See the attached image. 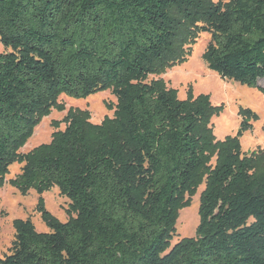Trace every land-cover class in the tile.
I'll return each instance as SVG.
<instances>
[{
  "label": "trees",
  "instance_id": "obj_1",
  "mask_svg": "<svg viewBox=\"0 0 264 264\" xmlns=\"http://www.w3.org/2000/svg\"><path fill=\"white\" fill-rule=\"evenodd\" d=\"M187 25V45L210 34V70L264 95V0H0V187L23 164L9 184L37 190L50 230L14 220L0 264H264V151L241 142L256 113L242 109L237 134L216 140L208 94L180 99L151 78L186 58ZM109 89L113 117L70 113L51 142L20 152L61 95ZM203 182L197 235L171 245ZM54 186L67 222L45 206Z\"/></svg>",
  "mask_w": 264,
  "mask_h": 264
},
{
  "label": "rangeland",
  "instance_id": "obj_2",
  "mask_svg": "<svg viewBox=\"0 0 264 264\" xmlns=\"http://www.w3.org/2000/svg\"><path fill=\"white\" fill-rule=\"evenodd\" d=\"M218 2L220 0H213ZM226 1V0H223ZM192 27L182 26L178 33L177 47L188 50L186 58L171 67L161 68L151 76L161 79L168 88L177 90L180 99H187L200 94H208L212 105L218 108V113L211 117L213 135L216 140H223L227 136L237 134L241 121L242 109H251L257 118L252 119V127L241 138L245 152L256 153L264 151V95L257 87L242 85L234 80L222 78L217 72L210 70L203 60V53L210 41L209 33H201L191 45L186 43L192 36ZM6 51L0 43V53ZM259 86L264 88V79ZM117 99L112 90L99 91L85 98H72L61 95L57 105L49 115L42 117L35 127L33 136L21 147V153L32 151L35 147L49 143L52 134L66 127L65 118L70 113L79 114L94 124H100L107 117H113ZM23 164L14 163L5 176V183L0 187V256L9 252L15 235L13 222L16 219L30 218L39 232H49L48 226L43 221L37 209L39 194L36 189H31L23 195L19 189L9 184V180L16 178L21 173ZM264 169V162L260 163L259 170ZM205 189V182L190 195L189 205L179 209L176 220V232L171 240L174 245L184 237H195L200 223L199 206L200 198ZM45 206L56 218L62 222L70 219L68 208L70 199L60 193L58 186H54L43 193Z\"/></svg>",
  "mask_w": 264,
  "mask_h": 264
}]
</instances>
